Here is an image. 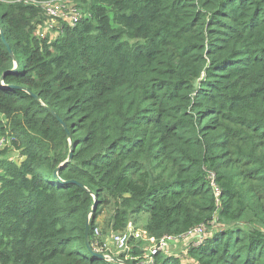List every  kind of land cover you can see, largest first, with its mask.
<instances>
[{
    "label": "trees",
    "instance_id": "16d2710c",
    "mask_svg": "<svg viewBox=\"0 0 264 264\" xmlns=\"http://www.w3.org/2000/svg\"><path fill=\"white\" fill-rule=\"evenodd\" d=\"M85 10L40 38L39 7L0 0V264L141 262L98 257L105 209L156 241L205 227L194 264H264V0Z\"/></svg>",
    "mask_w": 264,
    "mask_h": 264
},
{
    "label": "built area",
    "instance_id": "2783aa9c",
    "mask_svg": "<svg viewBox=\"0 0 264 264\" xmlns=\"http://www.w3.org/2000/svg\"><path fill=\"white\" fill-rule=\"evenodd\" d=\"M15 1L24 5H33L35 7H39L42 10V12L45 14L47 18L46 22L43 23V28H45L44 29L45 33L53 29H55V31L58 32L56 28L60 25V21L70 26H76L83 19L82 13L76 7H72V4L77 0H50L43 2L36 0H15ZM39 37L45 38V36H42L41 34L39 35ZM7 142L8 141L6 137L0 136V149L5 147ZM210 177L212 180L213 175H210ZM212 187L215 194L218 195V190L213 183H212ZM133 228L134 227L131 224H129L125 229V231L121 233H113V237H112L113 245L118 252H125L127 250L129 239L134 235ZM204 233H205V227H201V228H196L195 230L184 235L183 237L165 236L159 239L158 241H156L153 238L149 237L145 232L146 236L148 237L149 241L153 244V246L149 251V256L146 259L142 257L141 262H138L136 264H151L153 260V256L157 253H160V251H162L163 246L166 242H172L178 239L186 240L187 238L197 237L199 240L196 244H199L204 237ZM94 234L97 236L99 234V230L95 229Z\"/></svg>",
    "mask_w": 264,
    "mask_h": 264
},
{
    "label": "rangeland",
    "instance_id": "374dc122",
    "mask_svg": "<svg viewBox=\"0 0 264 264\" xmlns=\"http://www.w3.org/2000/svg\"><path fill=\"white\" fill-rule=\"evenodd\" d=\"M90 0H77L72 4V7H76L83 15V18L86 17L85 14V9L86 6L88 4ZM42 20L40 22L41 25H39L40 27L43 25V23L46 22L47 18L45 16V14L43 13L42 15ZM45 18V21H44ZM64 22L60 21V25L56 28V30H58V33L61 26L63 25ZM43 28L40 32H36L37 36H39L40 34L42 36H45V38H52L55 29L53 30H49L47 33L44 32ZM4 137L7 138L8 141V137L6 135H4ZM8 144V142H7ZM6 144V146H7ZM18 153L16 151H9L8 152V157H14L16 156ZM111 214V210L109 209H105L103 211V213L101 214V216L99 217L97 223H98V230H99V234L97 235L98 239L102 242V246L100 251L102 252L103 255L107 256L108 259L109 257H111L112 259H121L124 256H127V252H130V250L132 251L133 249L138 250L142 257L144 259H146L149 256V251L151 249V247L153 246V244L149 241L148 237L146 236L143 228L138 225V226H133L134 228V235L129 239L128 242V246H127V250L123 253L118 252L114 245H113V232L109 231V229L106 226V220L107 218L110 216ZM104 232V233H103ZM188 241L187 240H174L172 242H166L163 246V249L161 252H165V253H169L172 255H176L177 257L181 258V263L182 264H194V262L192 260H190L189 258H187L185 256V251L188 245ZM123 255V256H122ZM110 261V259H109ZM118 264H122V263H118Z\"/></svg>",
    "mask_w": 264,
    "mask_h": 264
},
{
    "label": "water",
    "instance_id": "95a60500",
    "mask_svg": "<svg viewBox=\"0 0 264 264\" xmlns=\"http://www.w3.org/2000/svg\"><path fill=\"white\" fill-rule=\"evenodd\" d=\"M0 37H1V39H2L3 44L7 46V43H6L5 39H4L3 32H2V30H1V27H0ZM8 52H9L10 56L12 57L13 54H12V52H11V50H10L9 48H8ZM12 71H13V69H12L11 71H6V72H4L3 75H2V77H1V80H0V81L2 82L3 79H4V76H5L6 74L12 72ZM14 88H17V89H20V90L26 91L25 88H22V87L15 86ZM30 95H31V94H30ZM31 96H33L36 100H38L34 95H31ZM51 114L54 115V113H52V112H51ZM54 116H55V115H54ZM55 117H56V116H55ZM56 119L60 122L61 126H63V128L65 129L66 133L68 134V130H67V128L65 127L64 123H63L61 120H59L58 117H56ZM68 137H69V135H68ZM71 158H72V149H71V151H70V153H69V155H68V159H67L66 163L69 162V161L71 160ZM56 172H57V171H55V173H54L55 175H56ZM71 183L77 184V183L74 182V181H71ZM94 207H95V206L92 207L91 211L94 210ZM88 224H89V222H87V224H86V230H85V237H86L85 241H86V244H88ZM98 257L101 258V259H103V260H107V261H109V259H110V261H114V262L119 261L118 259H117V260H116V259H112L111 257H109V259H108V257L105 256V255H103V254H102V255H98Z\"/></svg>",
    "mask_w": 264,
    "mask_h": 264
},
{
    "label": "crops",
    "instance_id": "0c3cea01",
    "mask_svg": "<svg viewBox=\"0 0 264 264\" xmlns=\"http://www.w3.org/2000/svg\"><path fill=\"white\" fill-rule=\"evenodd\" d=\"M39 25H41V24H39ZM39 25L36 26L37 28H36L35 34H36L37 31L39 32V31L43 28V25H42L41 27H40ZM36 35H37V34H36ZM58 35H59V33L56 32V31H54V34H53V36H52V39L58 37ZM120 253H123V252H120Z\"/></svg>",
    "mask_w": 264,
    "mask_h": 264
}]
</instances>
